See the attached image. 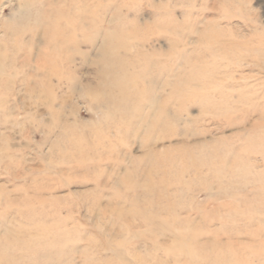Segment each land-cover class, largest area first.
<instances>
[{"label":"rangeland","instance_id":"1","mask_svg":"<svg viewBox=\"0 0 264 264\" xmlns=\"http://www.w3.org/2000/svg\"><path fill=\"white\" fill-rule=\"evenodd\" d=\"M0 264H264V0H0Z\"/></svg>","mask_w":264,"mask_h":264}]
</instances>
